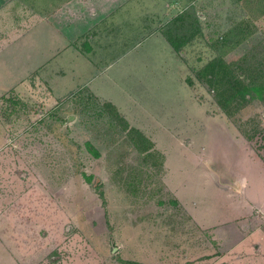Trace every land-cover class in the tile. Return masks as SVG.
Segmentation results:
<instances>
[{"label": "rangeland", "instance_id": "rangeland-1", "mask_svg": "<svg viewBox=\"0 0 264 264\" xmlns=\"http://www.w3.org/2000/svg\"><path fill=\"white\" fill-rule=\"evenodd\" d=\"M168 2L155 27L166 39L174 29L186 35L177 50L183 72L131 71L128 99V64L149 68L162 58L151 41L141 40L136 51L116 49L110 65L93 71L92 83L104 96L73 79L61 90L67 76L52 83L48 70L0 94V234L17 264H230L245 255L232 245L245 232L242 222L264 232L258 207L245 221L221 220L244 209V193L256 187L248 176L264 175V165L238 163L227 128L264 158V93L231 116L206 81L209 71L201 72L223 58L264 87V0ZM145 78L153 84L144 86ZM111 100H127L131 120ZM137 123L155 141L148 135L146 141ZM177 193L221 224H199Z\"/></svg>", "mask_w": 264, "mask_h": 264}, {"label": "crops", "instance_id": "crops-1", "mask_svg": "<svg viewBox=\"0 0 264 264\" xmlns=\"http://www.w3.org/2000/svg\"><path fill=\"white\" fill-rule=\"evenodd\" d=\"M168 4V0H0V94L11 88L27 86L31 74L35 71L48 70L52 83L53 78L58 80L59 77L67 76L64 85L60 86L61 90L66 89L71 81L69 79H73L72 82L75 84L87 81L93 91L103 95L92 83L93 71L100 64L110 65L107 61L108 55L114 53L116 49L127 55L136 51L131 50L140 44L141 40L143 43L146 40L148 43L151 41L162 53V58L157 63H151L149 68H146V65L140 68V65L135 63L128 64V99L130 85H133L131 83L133 80L129 77L131 71L148 69L151 72L164 70L183 72L185 63L178 57L177 50L155 27L156 20L161 18L162 7ZM143 19L146 20L144 24ZM117 31L121 32V36H117L119 40L114 36ZM140 75L145 77L144 74ZM43 76L47 78L45 74ZM146 82L148 81L145 78L143 84ZM170 82L172 81L169 78L168 83ZM148 83L153 84L152 81ZM173 83L175 85V80ZM134 85L139 86V83ZM52 87L53 90L58 88L55 85ZM175 91L172 90L171 93ZM127 100L119 103L111 101L125 113L127 119L131 120V116L123 108ZM133 125L155 141L149 135L151 131H148L147 126L139 123ZM163 127L170 131L168 126ZM227 128L231 129L230 136L236 142L230 149L236 152L238 163L264 165V158L245 142L246 139L240 132L234 128ZM238 153H244V156L240 157ZM246 171H249V167ZM261 173L262 171L255 172L252 177L248 176L247 181L254 183L256 187H251L244 193L246 197L244 209L237 213L233 212L232 216H230L232 211L223 213L221 216L223 222L239 218H244L245 221L248 216L254 215V209L257 207L261 211V216L257 215L258 218H264V175ZM237 175L244 176L242 173ZM177 197L186 204L202 226L213 227L221 224L222 221L215 222L210 217V220L205 219V216L196 209L197 203L193 202L190 205L178 193ZM226 216H229V219H225ZM235 226L238 229V225ZM242 226L245 232L232 245L245 255H237L230 264L264 263V255L256 254V250H264V232L259 225L251 227L248 221L242 222ZM213 237L221 239L216 234ZM225 257H228V254L220 256L221 259ZM16 261L3 245L0 234V264H17Z\"/></svg>", "mask_w": 264, "mask_h": 264}, {"label": "trees", "instance_id": "trees-1", "mask_svg": "<svg viewBox=\"0 0 264 264\" xmlns=\"http://www.w3.org/2000/svg\"><path fill=\"white\" fill-rule=\"evenodd\" d=\"M179 19L183 20L184 14L178 15L177 20ZM169 30L172 31V28H170ZM165 35L168 41L176 50H179L187 42L186 35L183 32L181 33L180 30L174 29L173 32H167L165 33ZM207 71H209L210 74L208 76H205L206 81L210 86H213L217 90V102L228 115H234L240 108L252 102L253 99L257 97H263L264 87L262 84H258L256 80H245L236 71V69L232 65L228 64L223 58H216L208 62L201 72L207 74ZM201 72H199V75L202 78ZM107 104L109 106L113 105L117 108V106L111 101H108ZM241 130H243L249 138L253 136L252 134H248L246 130ZM138 131L147 141L148 136L140 129ZM150 142L152 143L151 140ZM86 144L88 149L94 155H100V151L96 147H94L91 141L88 140ZM86 177L87 179L91 178L90 175H87ZM101 195H103L102 192Z\"/></svg>", "mask_w": 264, "mask_h": 264}]
</instances>
